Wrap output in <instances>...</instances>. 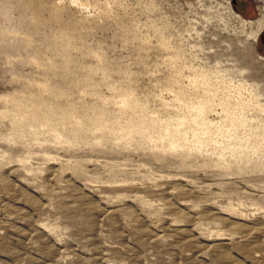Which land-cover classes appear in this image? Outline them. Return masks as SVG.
Listing matches in <instances>:
<instances>
[{
	"label": "rangeland",
	"instance_id": "374dc122",
	"mask_svg": "<svg viewBox=\"0 0 264 264\" xmlns=\"http://www.w3.org/2000/svg\"><path fill=\"white\" fill-rule=\"evenodd\" d=\"M261 17L0 0V264H264Z\"/></svg>",
	"mask_w": 264,
	"mask_h": 264
},
{
	"label": "bare ground",
	"instance_id": "6f19581e",
	"mask_svg": "<svg viewBox=\"0 0 264 264\" xmlns=\"http://www.w3.org/2000/svg\"><path fill=\"white\" fill-rule=\"evenodd\" d=\"M258 21H259L261 24H263L264 17H261ZM261 26H263V25H261Z\"/></svg>",
	"mask_w": 264,
	"mask_h": 264
},
{
	"label": "water",
	"instance_id": "95a60500",
	"mask_svg": "<svg viewBox=\"0 0 264 264\" xmlns=\"http://www.w3.org/2000/svg\"><path fill=\"white\" fill-rule=\"evenodd\" d=\"M264 37V36H263Z\"/></svg>",
	"mask_w": 264,
	"mask_h": 264
}]
</instances>
